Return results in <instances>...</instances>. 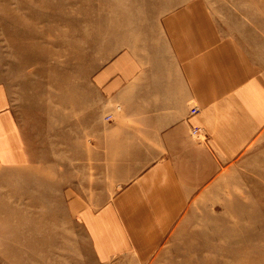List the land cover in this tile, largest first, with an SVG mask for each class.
I'll use <instances>...</instances> for the list:
<instances>
[{
    "label": "crops",
    "instance_id": "crops-1",
    "mask_svg": "<svg viewBox=\"0 0 264 264\" xmlns=\"http://www.w3.org/2000/svg\"><path fill=\"white\" fill-rule=\"evenodd\" d=\"M207 8L190 0L119 47L97 42L102 57L55 130H21L0 88V169H31L51 192L63 166L66 208L106 258L151 256L264 128V68Z\"/></svg>",
    "mask_w": 264,
    "mask_h": 264
},
{
    "label": "rangeland",
    "instance_id": "rangeland-1",
    "mask_svg": "<svg viewBox=\"0 0 264 264\" xmlns=\"http://www.w3.org/2000/svg\"><path fill=\"white\" fill-rule=\"evenodd\" d=\"M189 1L0 0V88L17 125L64 126L100 56L96 43L154 29L153 18ZM204 1L264 68V0ZM35 178L0 169V264H264V128L145 259L102 255L66 208L63 166L51 192Z\"/></svg>",
    "mask_w": 264,
    "mask_h": 264
},
{
    "label": "built area",
    "instance_id": "built-area-1",
    "mask_svg": "<svg viewBox=\"0 0 264 264\" xmlns=\"http://www.w3.org/2000/svg\"><path fill=\"white\" fill-rule=\"evenodd\" d=\"M197 112H199V108H198V107H192V108H191V113H192V114H195V113H197ZM107 118L110 119L111 116H108ZM192 134H194V135H198V136H200V135L203 136V134H204V130H203L202 127H193V128H192Z\"/></svg>",
    "mask_w": 264,
    "mask_h": 264
}]
</instances>
